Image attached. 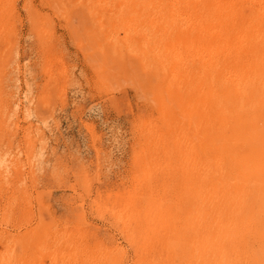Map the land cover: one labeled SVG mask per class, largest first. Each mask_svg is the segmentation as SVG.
Instances as JSON below:
<instances>
[{
  "label": "rangeland",
  "instance_id": "374dc122",
  "mask_svg": "<svg viewBox=\"0 0 264 264\" xmlns=\"http://www.w3.org/2000/svg\"><path fill=\"white\" fill-rule=\"evenodd\" d=\"M118 2L0 0V264H264L158 154L154 24Z\"/></svg>",
  "mask_w": 264,
  "mask_h": 264
},
{
  "label": "bare ground",
  "instance_id": "6f19581e",
  "mask_svg": "<svg viewBox=\"0 0 264 264\" xmlns=\"http://www.w3.org/2000/svg\"><path fill=\"white\" fill-rule=\"evenodd\" d=\"M138 6L154 24L146 67L159 78L162 117L175 125L167 137L152 131L158 154L169 158L174 180L208 186L207 196L243 221L239 236L264 250V0H119L117 7Z\"/></svg>",
  "mask_w": 264,
  "mask_h": 264
}]
</instances>
